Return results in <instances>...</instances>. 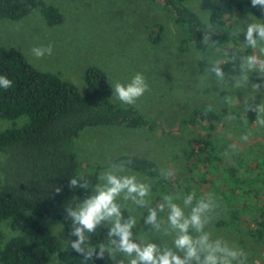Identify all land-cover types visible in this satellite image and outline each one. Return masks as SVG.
<instances>
[{
  "label": "rangeland",
  "instance_id": "rangeland-1",
  "mask_svg": "<svg viewBox=\"0 0 264 264\" xmlns=\"http://www.w3.org/2000/svg\"><path fill=\"white\" fill-rule=\"evenodd\" d=\"M57 8L64 17L60 25L49 26L36 8L27 17L12 21L0 19V45L15 47L38 70L60 75L74 83L80 93H86L85 71L90 67L103 70L110 84H127L141 73L148 84V91L133 106L144 117L162 123L169 132L160 135L147 129H128L123 126H99L87 128L76 139V151L82 172L86 168H98L99 176L111 171L118 176L137 177L138 183L150 188L141 206L133 199L118 198L122 223L130 217L136 224L133 239L140 244L156 243L171 246L174 233L168 230L166 215L160 213L161 231L157 232L144 223L150 208L173 199L183 206L189 193L196 199L210 197L216 205L213 219L206 230L213 238H221L247 254V264H264V237L259 238L256 221L250 210H243L242 217L235 219L239 206L243 205L249 191L241 189L239 195L230 196L220 181L204 183L201 168L192 169V142L209 135L215 156L207 162L210 174L216 169H236L246 184L253 183L261 189L258 206L264 209V126L257 124L258 106L264 103V73L248 70L241 64L244 57L256 55L264 60V42L256 50L247 46L243 30L248 23H264V12L235 11L230 20L227 37L208 44L204 38L190 42L184 30L176 23L174 13L152 0H38ZM218 0H186V6L195 11L204 23L210 17ZM225 33H223L224 35ZM52 46V54L37 59L31 53L34 47ZM222 69L218 78L211 71L213 66ZM255 85H260L257 88ZM113 102L126 106L114 97ZM213 109L222 121L215 126H189L179 128L182 120L194 110ZM264 119V114H261ZM27 118L0 120V132L20 128ZM135 155L155 161L164 174H175L176 184H158L149 177L116 164L118 157ZM3 157L0 155V177ZM94 170V168H92ZM200 180V181H199ZM103 181L99 180L98 184ZM254 190V188L252 189ZM256 193L257 190H256ZM188 211V209H185ZM256 212V208L253 209ZM247 215V216H246ZM58 238L61 248L73 250L71 239L64 225L56 220H42ZM101 224L109 229L112 223ZM3 244L12 238L31 237L14 232L10 221L0 223ZM85 251L89 246H82ZM108 248V247H106ZM130 258L115 253L113 264H129ZM58 259L51 257V262Z\"/></svg>",
  "mask_w": 264,
  "mask_h": 264
},
{
  "label": "trees",
  "instance_id": "trees-1",
  "mask_svg": "<svg viewBox=\"0 0 264 264\" xmlns=\"http://www.w3.org/2000/svg\"><path fill=\"white\" fill-rule=\"evenodd\" d=\"M152 1L174 13L176 23L184 30L190 42L199 41L205 35L219 42L227 37L235 11L250 10L257 13L259 9L251 6V0H218L210 23L206 24L195 11L186 6V0ZM38 7H41L49 26L63 23V14L57 8L38 0H0V19L18 21ZM0 76H6L12 81L10 88H0V120L27 118L22 127L0 132V155L3 157L0 223L9 220L14 232L31 237L28 240L17 236L3 244L0 231V264H82L84 257L74 250L62 249L53 231L41 222L59 221L71 241L78 239L69 234L72 221L67 216L66 208L75 207L86 196L93 194L92 189L99 182V173L94 166L86 168L89 172L81 171L76 139L85 129L99 126L144 128L164 136L169 132L160 121L144 117L133 106L115 104L107 75L97 67L85 71L86 93L82 95L74 83L56 73L33 67L17 48L0 45ZM221 121L213 109L194 110L180 122L179 128L205 127L206 124L215 126ZM192 145L191 167L201 168L204 183L212 184V181L218 180L224 184L223 190L230 196L239 195L241 189L245 191L244 188H248L247 194L250 195L239 206L234 218L240 219L243 210L249 209L247 219L253 218L256 221L258 230L255 234L263 238L264 209L258 206V196L262 190L253 187V183L246 184L236 169L221 168L216 169L217 175L210 174L207 162L216 156L209 135L193 141ZM116 164L141 173L158 184L174 185L177 182L175 174H164L160 166L148 158L123 155L117 158ZM73 177H83L88 181L89 189L69 188L68 182ZM57 188L61 190L58 193ZM255 208L256 212L253 213ZM109 230L101 224L95 233L87 234L83 246L95 248L97 252L101 244L113 247L109 241L117 238H110ZM53 254L58 259L54 263L51 262ZM88 264H113V261L105 252V258L97 259L93 256Z\"/></svg>",
  "mask_w": 264,
  "mask_h": 264
},
{
  "label": "clouds",
  "instance_id": "clouds-1",
  "mask_svg": "<svg viewBox=\"0 0 264 264\" xmlns=\"http://www.w3.org/2000/svg\"><path fill=\"white\" fill-rule=\"evenodd\" d=\"M253 8H259L264 12V0H251ZM244 40L248 47L253 50L258 48L261 42H264V23H248L243 30ZM210 37L205 35L204 43L207 45ZM264 53V48L259 49ZM52 46L34 47L31 53L37 59L45 55L52 54ZM245 63L241 64L248 70H258L264 73V60L259 59L256 55L244 57ZM211 68L218 78H223L224 73L218 66ZM113 95L118 101L125 105H133L148 91V84L141 73L135 74L130 82L122 84L115 82L110 84ZM12 86V81L6 76H0V88L8 89ZM257 88L260 85H255ZM257 124L264 126V103L258 106ZM103 181L92 189L93 194L86 196L75 207H67V216L72 221V230L69 233L78 239L70 241L71 249L84 257L82 264H88L95 256L97 259L105 258V252L108 258L114 259L115 253L123 254L129 259V264H247V254L234 245H230L224 239L213 238L212 233L207 231L208 224L213 219L216 205L208 197L196 199V193H189L183 199V206L174 202V198L162 203L157 208H150L144 223L151 226L157 232L161 231L162 225L160 213L167 212L168 230L164 235L174 233L172 245L160 246L156 243L140 244L133 239L132 229L135 227V218L130 217L126 222L122 221L121 207L118 204V198L124 194V199H133L138 205H145V197L150 193V188L138 183L135 175L118 176L111 171L105 172L98 177ZM69 188L80 187L86 191L89 189V183L83 177H73L68 182ZM59 188L56 192H60ZM188 209V211H185ZM103 221L112 223L109 230V243L113 247L106 248L104 245L99 246L97 252L95 248L90 247L85 251L84 247L87 234H93ZM118 240V242H117ZM56 259V254H53ZM123 264V260H121Z\"/></svg>",
  "mask_w": 264,
  "mask_h": 264
}]
</instances>
